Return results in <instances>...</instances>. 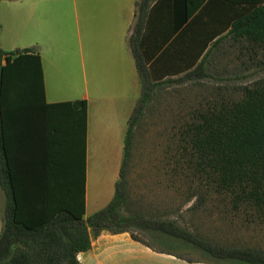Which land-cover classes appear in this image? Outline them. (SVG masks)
Wrapping results in <instances>:
<instances>
[{
    "label": "trees",
    "instance_id": "16d2710c",
    "mask_svg": "<svg viewBox=\"0 0 264 264\" xmlns=\"http://www.w3.org/2000/svg\"><path fill=\"white\" fill-rule=\"evenodd\" d=\"M158 7L160 12L166 8L170 27L157 33L162 42L149 53L154 55L171 39L170 46L182 39V61L187 63L183 74L161 81L146 66L150 54L145 48ZM200 11L220 17L219 29L202 30L192 38L189 27L179 32ZM227 37L264 48V0H137L128 43L141 77V94L127 123L115 195L86 219V102L79 107L71 101L47 102L40 55L31 49L5 52L0 48V186L5 195L0 264H81L77 253L87 250L91 235L102 230L129 232L157 252L173 253L169 248L180 243L212 262L264 264L262 249L224 247L174 220L123 209L121 181L129 143L152 95L166 85L207 77L211 48ZM242 89L240 99L218 94L200 103L188 120L182 119L175 152L193 185L228 195L235 208L245 204L264 212V77ZM194 196L200 197L195 192L188 200ZM134 230L151 242L137 237Z\"/></svg>",
    "mask_w": 264,
    "mask_h": 264
},
{
    "label": "crops",
    "instance_id": "0c3cea01",
    "mask_svg": "<svg viewBox=\"0 0 264 264\" xmlns=\"http://www.w3.org/2000/svg\"><path fill=\"white\" fill-rule=\"evenodd\" d=\"M136 2L0 0V48L5 52L31 49L40 55L47 102L71 101L75 107L86 102L84 219L105 207L115 195L127 123L141 94V77L128 43ZM165 14L166 8L160 12L158 7L152 15L145 47L148 53L162 42L157 33H165L170 27ZM219 18L213 11H200L179 32L189 27L192 38L202 30H218ZM171 40L154 55L149 53L146 66L153 69L157 81L175 78L187 69L182 61V39L173 46ZM166 46L170 48L162 54ZM2 226L3 220L0 231ZM76 257L81 264H211L157 252L133 239L129 232L108 230L91 235L90 247Z\"/></svg>",
    "mask_w": 264,
    "mask_h": 264
},
{
    "label": "rangeland",
    "instance_id": "374dc122",
    "mask_svg": "<svg viewBox=\"0 0 264 264\" xmlns=\"http://www.w3.org/2000/svg\"><path fill=\"white\" fill-rule=\"evenodd\" d=\"M264 48L227 37L211 48L205 66L207 77L170 84L156 89L134 127L129 155L122 178L127 213L154 219H171L198 236L224 247H251L264 250V212L240 204L215 189L193 185L185 163L175 152L176 131L200 103L224 94L231 100L243 96V87L264 77ZM181 163V166H180ZM198 193L200 197H189ZM202 196V197H201ZM5 195L0 187V226ZM134 234L151 240L138 230ZM173 242H171L172 244ZM173 246V245H172ZM169 250L192 260H208L198 250L180 243ZM214 264H233L212 262Z\"/></svg>",
    "mask_w": 264,
    "mask_h": 264
}]
</instances>
